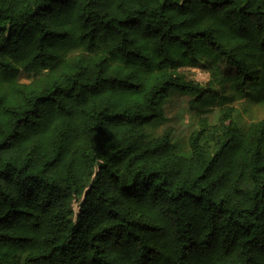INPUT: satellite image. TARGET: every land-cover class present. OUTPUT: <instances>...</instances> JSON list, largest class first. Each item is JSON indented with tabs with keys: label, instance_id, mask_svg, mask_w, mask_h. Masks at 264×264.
<instances>
[{
	"label": "trees",
	"instance_id": "obj_1",
	"mask_svg": "<svg viewBox=\"0 0 264 264\" xmlns=\"http://www.w3.org/2000/svg\"><path fill=\"white\" fill-rule=\"evenodd\" d=\"M261 54L264 0H0V264H264V119L146 133Z\"/></svg>",
	"mask_w": 264,
	"mask_h": 264
},
{
	"label": "rangeland",
	"instance_id": "obj_2",
	"mask_svg": "<svg viewBox=\"0 0 264 264\" xmlns=\"http://www.w3.org/2000/svg\"><path fill=\"white\" fill-rule=\"evenodd\" d=\"M264 54L259 56L262 74L259 85L264 82ZM185 76L205 85L212 80L207 68H185L181 69ZM21 80L27 82L29 78L22 74ZM219 90V89H218ZM224 105H232L236 110L237 121L246 125L250 121L264 119V87H251L246 97H240L233 89L225 94L215 91L207 96L202 102H192V97L178 91H171L170 96L164 103V117L153 120L147 127L148 137L160 134L167 127L174 129L173 150L180 155H189L188 135L196 126L199 116H208L214 122L219 114V109ZM77 211V205H73Z\"/></svg>",
	"mask_w": 264,
	"mask_h": 264
}]
</instances>
